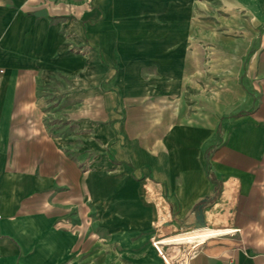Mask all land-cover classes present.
Returning a JSON list of instances; mask_svg holds the SVG:
<instances>
[{"label":"crops","instance_id":"1","mask_svg":"<svg viewBox=\"0 0 264 264\" xmlns=\"http://www.w3.org/2000/svg\"><path fill=\"white\" fill-rule=\"evenodd\" d=\"M194 25L188 0H0V264H264V0H199L229 53L203 73ZM207 200L199 249L160 255Z\"/></svg>","mask_w":264,"mask_h":264},{"label":"rangeland","instance_id":"2","mask_svg":"<svg viewBox=\"0 0 264 264\" xmlns=\"http://www.w3.org/2000/svg\"><path fill=\"white\" fill-rule=\"evenodd\" d=\"M188 19L189 23L194 22L195 25L199 24V0H188ZM194 25V29L189 32L188 35V44H187V56L191 59V63L188 64L189 70L194 69L195 67L199 68V73H203L206 71V61L207 58L210 56H226L229 53L225 51V49L220 48L213 43H211L208 40H201L199 39V25L198 28ZM145 37H140V39H143ZM249 54L247 53V56ZM149 72V69L146 67L142 71L143 76H147ZM201 77V76H200ZM206 81L205 79H203ZM202 100L199 98V110L205 111L206 105L204 103H201ZM147 102V101H146ZM228 114L226 113L223 117H221V121L218 126H216L213 130H208L205 135L202 137L201 142L199 143V148L205 154L206 152L211 153L215 148H218L219 146H222L225 136H226V118ZM62 117V116H61ZM58 120L57 115L55 113H52L50 111H45L44 113V121L48 125H51L52 122ZM200 130V129H199ZM205 170H209L210 166L205 161L204 165ZM163 202V201H162ZM207 202V201H205ZM199 204L194 208L195 213V219L190 218L189 224H185L179 229L173 230V237L171 238V242H166L164 244H159L162 248V251L164 254L169 253L170 251L175 250L176 252L179 251L183 246L184 248H187L189 251V254L192 256L197 249H199V242H202L203 240H187V239H179L184 238L187 236L193 235L197 231V227L199 226L196 220V216L199 212ZM208 209V205L204 204L202 205V211L204 213L205 210ZM174 209H171V212ZM172 214V213H171ZM165 221L166 218L169 216L167 211L161 215ZM166 216V217H165ZM174 222V221H172ZM164 236H160L155 238L156 239H162ZM176 239V240H174ZM152 241V240H151Z\"/></svg>","mask_w":264,"mask_h":264},{"label":"bare ground","instance_id":"3","mask_svg":"<svg viewBox=\"0 0 264 264\" xmlns=\"http://www.w3.org/2000/svg\"><path fill=\"white\" fill-rule=\"evenodd\" d=\"M226 191V190H225ZM228 191V190H227ZM228 195V194H227ZM225 198V197H224ZM217 206V205H216ZM210 216H211V214H210ZM221 229V228H220ZM232 229V228H231ZM219 230V229H218ZM231 231V230H230ZM215 232V231H214ZM209 233H212V230H204V231H202V232H195L193 235H191V236H187V237H184V238H179V239H187V240H197V241H199V240H203V239H205L208 235H209ZM174 240H176V239H174ZM168 241H172V240H168ZM162 242H164V241H162ZM153 246L155 247V249L157 250V248L156 247H158V250H160V252L157 250V252L160 254V255H162L163 256V251H162V248L157 244V242H156V240L155 241H153Z\"/></svg>","mask_w":264,"mask_h":264},{"label":"water","instance_id":"4","mask_svg":"<svg viewBox=\"0 0 264 264\" xmlns=\"http://www.w3.org/2000/svg\"><path fill=\"white\" fill-rule=\"evenodd\" d=\"M44 14H45V10L44 9H41V10L35 12V15H38V16L39 15H44ZM201 202H204V201H201ZM202 205L203 204H201V203L199 204L200 208H199V212H198V214L196 216L197 223L200 226L204 224V222H203V220H204V213L202 211Z\"/></svg>","mask_w":264,"mask_h":264},{"label":"built area","instance_id":"5","mask_svg":"<svg viewBox=\"0 0 264 264\" xmlns=\"http://www.w3.org/2000/svg\"><path fill=\"white\" fill-rule=\"evenodd\" d=\"M157 242V244L159 245V243H158V241H156ZM160 246V245H159ZM157 248V250H158V247H156ZM159 252H160V250H158ZM227 264H237L236 263V261L234 260V259H232V258H230L229 260H228V263Z\"/></svg>","mask_w":264,"mask_h":264},{"label":"trees","instance_id":"6","mask_svg":"<svg viewBox=\"0 0 264 264\" xmlns=\"http://www.w3.org/2000/svg\"><path fill=\"white\" fill-rule=\"evenodd\" d=\"M209 176H211V179L214 180L213 175H212L211 173H209ZM211 200H212V199H211ZM211 200H207V202H210ZM200 203L203 204V205L206 204V202H201V201H199V204H200Z\"/></svg>","mask_w":264,"mask_h":264}]
</instances>
